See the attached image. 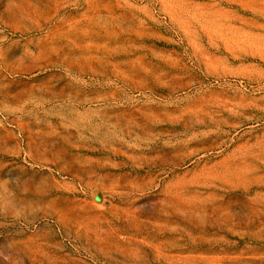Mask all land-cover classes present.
<instances>
[{"label": "rangeland", "instance_id": "obj_1", "mask_svg": "<svg viewBox=\"0 0 264 264\" xmlns=\"http://www.w3.org/2000/svg\"><path fill=\"white\" fill-rule=\"evenodd\" d=\"M0 264H264V0H0Z\"/></svg>", "mask_w": 264, "mask_h": 264}]
</instances>
